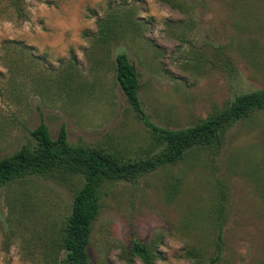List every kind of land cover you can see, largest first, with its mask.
Listing matches in <instances>:
<instances>
[{
  "label": "rangeland",
  "instance_id": "obj_1",
  "mask_svg": "<svg viewBox=\"0 0 264 264\" xmlns=\"http://www.w3.org/2000/svg\"><path fill=\"white\" fill-rule=\"evenodd\" d=\"M108 18L121 36L107 44L99 20ZM121 52L137 67L150 121L192 126L264 88V0H24L22 10L0 0V157L34 144L42 121L54 138L65 124L74 145L129 158L158 151L117 80ZM76 183L0 186V264H47ZM101 195L93 264H144L129 254L135 239L155 264H210L222 201L219 264H264V111L238 120L218 155L195 148L135 181H107Z\"/></svg>",
  "mask_w": 264,
  "mask_h": 264
},
{
  "label": "trees",
  "instance_id": "obj_2",
  "mask_svg": "<svg viewBox=\"0 0 264 264\" xmlns=\"http://www.w3.org/2000/svg\"><path fill=\"white\" fill-rule=\"evenodd\" d=\"M23 3L24 0H11L15 10H22ZM118 25L116 18L99 20L104 42L108 44L113 37L121 36L117 32ZM115 66L121 88L132 108L150 127L158 151L140 158H129L103 147L74 145L68 140L65 124L54 138L47 123L42 121L31 131L34 144H25L14 153L0 157V186L22 182L33 176L51 177L62 183L78 182L70 213L58 239L48 247L47 264H93L89 246L95 221L102 210L101 189L107 181H135L160 167L181 162L195 148H206L218 155L226 143L228 130L238 120L264 111L263 88L239 94L229 105L217 108L192 126L165 128L150 121L146 115L140 96V75L126 52L117 54ZM223 197L225 199L224 193ZM225 218L226 205L222 201L215 218L218 231L216 254L210 258V264H219L221 259ZM128 251L144 264H155L157 255L144 241L135 239ZM63 252L65 256L61 260ZM195 264H203V261L198 259Z\"/></svg>",
  "mask_w": 264,
  "mask_h": 264
}]
</instances>
